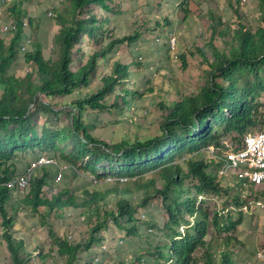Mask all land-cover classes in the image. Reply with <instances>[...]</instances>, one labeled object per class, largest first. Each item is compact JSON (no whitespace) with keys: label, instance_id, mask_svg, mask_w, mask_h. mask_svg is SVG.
I'll return each instance as SVG.
<instances>
[{"label":"trees","instance_id":"16d2710c","mask_svg":"<svg viewBox=\"0 0 264 264\" xmlns=\"http://www.w3.org/2000/svg\"><path fill=\"white\" fill-rule=\"evenodd\" d=\"M112 2L69 0L61 12V28L55 38L58 53L51 57L23 27L25 19L34 26L35 17L28 18L16 5L5 11L7 21L20 25L12 38L0 37V214L13 264H40L47 256L41 246L36 257L21 254L24 241L15 240L12 232L24 228L18 218L21 205L41 212L45 218L67 210L84 214L91 226L88 249L104 241L100 233L109 229L111 221L128 236L139 235L142 223L128 227L122 220L136 222L141 219L140 212L148 213V206L160 201L169 216L162 228L165 243L139 249L129 262L119 260L117 264H252L254 257H246L245 243L235 232L243 223L244 207L250 200L264 201V186L244 190L235 176L219 175L217 155L222 156L227 143L241 149L247 135L259 127L264 130V0H259L261 17L256 30L223 22L212 11V35L205 48L196 47L179 56L183 70H190L189 61L200 55L205 83L190 93L171 71L165 74L157 69L154 84L146 93L160 98L156 106L161 122L152 127L150 122L125 125L117 121L112 131L116 138L111 141L97 136L98 128L88 120L89 112L106 110L116 115L120 106L145 95L139 92L138 82L130 80L132 67L141 65L139 57L131 62L115 57L111 70L105 66L108 55L119 44L135 43L142 36L137 31L113 38L107 26L111 18L100 20L97 11L86 10L91 6L111 11ZM24 38L30 39L32 48L23 53ZM20 53L31 67L25 75L12 72ZM117 90L115 101L109 103L108 96ZM65 113L68 125L54 129L45 121L39 135L37 120L42 114L59 119ZM150 114L152 111L144 118L136 111L135 117L147 121ZM36 147L47 156L56 157L61 152L73 166L81 163L79 168L91 169L96 177L104 170L127 181L118 179L105 188L88 187L81 194L66 186L49 198L43 190L57 185L59 168L46 165L36 171L29 187L9 185L23 174L18 173L20 156ZM103 162L108 166L100 168ZM73 172L78 174L75 169ZM212 196L228 198L223 209L227 215L217 211L210 216L204 201ZM234 212L239 215L236 221ZM147 224L151 230L156 228ZM50 235L54 249L57 247L66 258L65 264H77L82 244L59 236L52 226Z\"/></svg>","mask_w":264,"mask_h":264},{"label":"rangeland","instance_id":"374dc122","mask_svg":"<svg viewBox=\"0 0 264 264\" xmlns=\"http://www.w3.org/2000/svg\"><path fill=\"white\" fill-rule=\"evenodd\" d=\"M9 2L10 5L21 7L28 18L33 16L32 14L37 15L34 16L35 25L31 27L33 30L32 38L36 39L37 42L35 43L44 47L47 57L57 56L59 46L55 42V38L61 28V12L67 7L69 0H9ZM111 6L113 8L111 11L91 6L86 7V10L97 11L100 20L102 17L111 18V22L107 26L110 29V36L113 38L123 37L137 31L141 32L142 36L135 43L119 44L115 52L108 55L105 66L111 70L115 57L121 58L124 62H131L139 57L142 61L141 65L132 67L133 74L130 80L131 82L137 81L139 92L145 94L142 98L136 96L129 104L120 106L116 115L112 111L106 110L99 114L89 112V118H87L91 120L93 125L97 126L99 133L97 136L111 141L116 138L112 131L118 126L115 123L117 121L124 122L125 125H130L134 121L150 122L148 124H151L152 127L161 122L158 117L160 111L156 106L160 98L158 99L151 93H146L147 88L154 84L153 78L156 76L157 69H161L165 74L171 71L173 75L182 80L186 90L190 93L196 92L205 83L204 61L200 55L196 54V58L189 61L190 70H183L179 56L188 50L194 51L196 47L205 48L212 35V21L209 17L212 11L223 22L230 21V24L235 27L246 25V27L254 30L260 25L261 17L259 0H247L246 2L241 0L240 3L238 0H114ZM234 7L238 8L240 12L237 13ZM183 8L187 9L188 13ZM50 12H53V15H50ZM87 15L85 14L84 17ZM218 44L221 46V41ZM23 56V53L19 54V60L12 69L13 73L25 75L30 70L31 67L24 61ZM118 93L119 90L108 96L109 103L115 101ZM85 94L86 92L82 96ZM32 108L34 109L35 106L32 105ZM136 111L144 118L151 111L152 114L147 118V121L146 119L140 120L135 117ZM37 121L39 135H42L45 121H48L51 128L56 129L68 125L69 117L67 113L59 119L51 114H42ZM260 130L263 129L259 127L254 132ZM70 148L71 146L65 150L66 155ZM41 154L43 153L39 147L31 148L27 153L22 154L20 156L21 161L18 162V173H24ZM55 158L61 163L71 165L61 152H58ZM80 164L77 165V168L68 169L64 178L55 187H45L43 194L50 198L52 194L66 186L70 187L73 192L81 194L88 187L102 186L105 188L117 182L118 179L127 181L125 177L114 176L116 173L104 170H99L101 177H96L91 169L79 168ZM182 165L184 168L186 167L184 164ZM99 166L100 168L108 166V163L103 162ZM74 169L78 171L77 175L73 172ZM187 184H190V181ZM202 198L200 197V199ZM204 203L211 217L217 211L222 215H227V211L223 212L228 203L226 196L208 197ZM31 209V207L21 205L18 218L19 223L23 224L24 228H14L12 232L15 240L24 241L25 246L21 250L23 256L28 257L32 254L33 257H36L39 254L37 247L44 248L47 256L40 264L66 263V258L57 252V247L54 249L55 245L50 235L51 226L59 236L67 237L72 243L82 244L77 264H85L86 262L117 264L119 260L129 262L139 249L163 245L166 241L162 228L168 222L169 216L161 201L151 203L148 206V213L140 212L141 219L139 218L136 222L122 220V224L128 227L142 223L143 226L139 228V235L128 236L125 229L111 221L109 229L102 230L100 233V236H104L102 239L104 241L94 243L88 249L86 244L91 226H89L84 214L67 210V212L50 213L49 217L45 218L41 212H34ZM229 210H234V208L229 207ZM232 214L236 221L239 218L238 212ZM3 221L4 219L0 214V261L2 264H13L4 237L6 229ZM147 222L155 225L156 228L151 230ZM235 233L245 243L244 253L246 257L250 259L254 257L251 263L264 264V260L258 258V253L264 252V209L258 207L247 211L242 225ZM199 263L203 264V261H199Z\"/></svg>","mask_w":264,"mask_h":264},{"label":"built area","instance_id":"2783aa9c","mask_svg":"<svg viewBox=\"0 0 264 264\" xmlns=\"http://www.w3.org/2000/svg\"><path fill=\"white\" fill-rule=\"evenodd\" d=\"M247 1V0H244ZM3 6L0 4V19L2 16ZM52 12H50V15ZM27 29L29 21L25 20L23 23ZM19 29L16 23L5 24L2 27V31L5 33H13ZM26 35V34H25ZM30 49V39L24 38L21 43V52H27ZM210 152L215 158L214 147L210 148ZM217 159L220 160L221 167L218 169L219 175L222 176H235L241 183V189L247 190L250 188H258L264 186V130L255 131L246 136L244 140V146L241 149H237L233 145L227 143L223 150L222 156L217 155ZM53 162L49 159H41L40 163ZM36 166V163L33 167ZM32 168H30L24 176L18 179L20 186H26L32 177ZM62 178V174L58 176V179ZM14 182H11L12 185ZM14 185V184H13ZM263 208L264 201L252 199L249 205L244 207L245 211L253 210L254 208ZM258 258L264 260V252L258 253Z\"/></svg>","mask_w":264,"mask_h":264},{"label":"clouds","instance_id":"9594fccd","mask_svg":"<svg viewBox=\"0 0 264 264\" xmlns=\"http://www.w3.org/2000/svg\"><path fill=\"white\" fill-rule=\"evenodd\" d=\"M246 2V1H245ZM0 4L3 6V10H2V16H1V19H0V22H1V25H0V32H1V34H2V36H4V37H7V38H12V35L13 34H16V32L19 30H17V31H15V32H13V33H11V32H9V33H5V32H3L2 31V27H3V25H5V24H12V23H16L18 26H19V28H20V25L17 23V22H14V21H7V19H5V17H6V15H4L5 14V11L8 9V7H10L11 5H9V0H0ZM51 15H53V12H52V14ZM25 20H28L29 21V19H25ZM24 20V21H25ZM24 23V22H23ZM23 27H24V25H23ZM31 25H30V21H29V26L27 27V29L25 28V30H26V32H27V35H29L30 37H32L33 36V30L31 29ZM31 48L32 47H30V49L29 50H31ZM230 144V143H229ZM43 158H45V159H51V160H53V162H43V163H40V160L41 159H43ZM87 161V160H86ZM36 163V166L35 167H33V165ZM46 165H54V166H57L58 168H59V171H58V173H57V176H56V180H55V182L56 183H59L63 178H64V175H65V172L68 170V169H70L71 167H75V166H73L72 164L71 165H67V164H64V163H61L60 161H58V159H56L55 157H53V156H47V155H44V154H41V156L38 158V159H36L29 167H28V169L19 177V178H16L14 181H12V182H14L13 184H15V186H18L19 187V189H23V188H25V187H29V185L31 184V181H32V179H33V177H34V175H35V173H36V171L38 170V169H40V168H42L43 166H46ZM33 167V169H32V177H31V180L29 181V183L26 185V186H20L19 185V183H18V179H20L22 176H24V174H26V172L30 169V168H32ZM60 174H62V178L61 179H58V176L60 175ZM11 183V182H10ZM9 183V185H11ZM12 184V185H13ZM47 187V186H46ZM52 187V186H51ZM245 212H247V211H245Z\"/></svg>","mask_w":264,"mask_h":264},{"label":"crops","instance_id":"0c3cea01","mask_svg":"<svg viewBox=\"0 0 264 264\" xmlns=\"http://www.w3.org/2000/svg\"><path fill=\"white\" fill-rule=\"evenodd\" d=\"M13 1H15V0H13ZM17 1H21V0H17ZM9 5H10V2H9ZM11 6H14V5H11ZM31 12V11H30ZM32 14V13H31ZM33 16L32 17H34V16H37V15H35V14H32ZM5 19H7V16L5 17ZM0 25H1V22H0ZM0 37H4V36H2V34H1V32H0Z\"/></svg>","mask_w":264,"mask_h":264}]
</instances>
